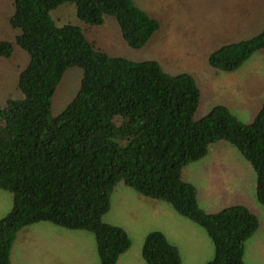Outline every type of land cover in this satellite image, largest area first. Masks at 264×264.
<instances>
[{"label": "trees", "instance_id": "1", "mask_svg": "<svg viewBox=\"0 0 264 264\" xmlns=\"http://www.w3.org/2000/svg\"><path fill=\"white\" fill-rule=\"evenodd\" d=\"M65 4H73L78 19L91 27L114 18L135 50L160 30L133 0L14 1L9 24L20 34L14 43H0V58H11L18 47L29 61L17 84L23 98L0 103V191L13 201L0 220V264H13L19 232L41 222L91 232L101 264H117L131 240L103 218L119 184L169 204L203 228L215 248L214 259L205 264H246L245 243L258 231L259 218L244 205L207 213L197 188L182 174L205 158L211 145L226 141L252 165L257 200L264 206V104L251 124L224 105L197 120L201 92L191 75L167 74L154 61L114 57L81 27H59L51 12ZM263 49L264 28L213 52L209 64L231 73ZM74 67L83 71L80 90L53 117L54 94ZM142 256L146 264H182L179 249L160 231L147 235Z\"/></svg>", "mask_w": 264, "mask_h": 264}, {"label": "rangeland", "instance_id": "2", "mask_svg": "<svg viewBox=\"0 0 264 264\" xmlns=\"http://www.w3.org/2000/svg\"><path fill=\"white\" fill-rule=\"evenodd\" d=\"M14 1L0 0V43H14L20 34L9 24ZM133 2L160 23V30L149 44L138 50L125 43L112 17H107L103 26L91 27L78 19L73 4L60 6L51 12V17L59 27H81L91 41L114 57L134 62L154 61L167 74L191 75L201 92L197 120L215 106L224 105L240 121L251 124L264 104V49L231 73L213 69L209 57L225 45L250 40L262 32L264 0ZM28 61V53L18 47L11 58H0L1 104L8 98H23L17 84ZM82 77L83 71L77 67L65 73L52 100L53 117L60 115L77 96ZM211 147L199 166L197 162L183 170V180L197 188L198 202L204 211L207 206L222 209L231 204H244L250 207L259 218L260 230L246 241L244 260L246 264H264V206L256 196V172L230 143L219 141ZM141 203L144 210H140ZM12 205V195L0 191V220L11 211ZM151 207L160 211L156 220H148L144 215L153 210ZM136 212H139L137 216ZM103 221L127 223L130 252L126 260L118 264H140L144 237L151 231L163 232L179 248L182 264H205L215 257L213 242L203 228L179 215L169 204L144 197L124 184L116 187L110 212ZM259 235L262 242L255 240ZM12 251L14 264H101L97 242L91 232L67 230L48 222L22 229Z\"/></svg>", "mask_w": 264, "mask_h": 264}, {"label": "crops", "instance_id": "3", "mask_svg": "<svg viewBox=\"0 0 264 264\" xmlns=\"http://www.w3.org/2000/svg\"><path fill=\"white\" fill-rule=\"evenodd\" d=\"M210 148H212V147H210ZM209 148V149H210ZM209 152V151H208ZM208 156V154L206 155V157ZM206 157L205 158H203V159H206ZM212 157V156H211ZM203 159L202 160H200V161H198V163L196 164L197 166H199V162H202L203 161ZM249 172H250V170H249ZM113 196V195H112ZM111 205H112V203H111ZM141 205V209L140 210H144L143 209V203H141L140 204ZM234 205H238V204H231V205H229L228 207H230V206H234ZM240 205H244V204H240ZM244 206H246V205H244ZM162 207V206H161ZM251 212H252V210L250 209V207H248V206H246ZM224 208H226V207H224ZM224 208H222L221 209V207H214V206H207L206 207V212H208V213H210V214H215V213H218V212H220L221 210H223ZM151 209H153V210H151L150 212H148V213H145L144 212V215L147 217V219L148 220H156V219H158V217H159V209L158 208H156V207H151ZM216 210H219V211H216ZM110 212V211H109ZM253 213V212H252ZM136 214V216L139 214V212H136L135 213ZM108 224H110V225H114V226H118V227H121V228H123L125 231H126V233L129 235V231H128V229H127V223H123L122 225L121 224H118V223H113V222H108ZM131 224H133L132 223V221H131ZM260 230V227H259V229H258V231ZM258 231L256 232V233H258ZM151 232H153V231H151ZM161 232V231H160ZM150 232H148V233H146L145 234V239H146V237H147V235L149 234ZM163 233V232H162ZM256 233H255V235H256ZM164 234V233H163ZM165 235V234H164ZM130 236V235H129ZM166 236V235H165ZM257 237V236H256ZM144 239V240H145ZM168 239V238H167ZM169 240V239H168ZM255 240L256 241H260V242H262V236L261 235H259V239L258 238H255ZM256 244V243H255ZM174 245V244H173ZM175 246V245H174ZM178 248V247H177ZM179 249V248H178ZM180 251V250H179ZM128 252H130V251H127L126 253H124L119 259H118V261H117V264L120 262V261H125L126 260V255H127V253ZM12 254H13V251H12ZM142 257V258H141ZM123 259V260H122ZM143 259V256H139V262H140V264H144L145 263V261L144 260H142ZM11 261H12V255H11ZM142 261H144V262H142ZM13 263V262H12ZM14 264V263H13Z\"/></svg>", "mask_w": 264, "mask_h": 264}]
</instances>
